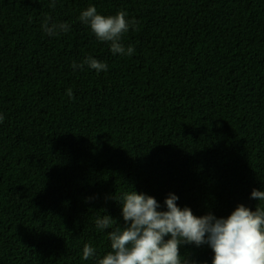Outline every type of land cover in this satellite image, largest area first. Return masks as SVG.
<instances>
[{"label": "trees", "instance_id": "16d2710c", "mask_svg": "<svg viewBox=\"0 0 264 264\" xmlns=\"http://www.w3.org/2000/svg\"><path fill=\"white\" fill-rule=\"evenodd\" d=\"M125 10L113 55L80 12ZM45 15L68 22L43 33ZM107 71L73 70L86 57ZM71 89L73 97L66 94ZM0 264H97L98 215L125 192L196 216L255 209L264 191V0H0ZM85 243L96 257L83 260ZM180 253L212 264L207 244Z\"/></svg>", "mask_w": 264, "mask_h": 264}, {"label": "clouds", "instance_id": "9594fccd", "mask_svg": "<svg viewBox=\"0 0 264 264\" xmlns=\"http://www.w3.org/2000/svg\"><path fill=\"white\" fill-rule=\"evenodd\" d=\"M58 0H50V7L55 8ZM79 20L90 27L96 40L109 42L113 55L131 56L133 46L125 48L123 38L126 33L138 30V21L128 19L125 10L115 15H103L94 5L82 10ZM68 22L53 20L45 15L41 28L49 37H59L70 31ZM107 71L108 65L89 56L80 64L73 62L75 71L78 67ZM66 94L73 97L68 89ZM5 117L0 114V123ZM251 198L258 201L255 209L239 204L226 218H217L212 213L196 216L189 207L180 208L178 196L169 193L165 198L166 210H160V204L151 195L125 192L119 198L122 203L123 223L117 226V220L110 215H98L95 219L97 229L107 230L111 251L97 264H195L180 253L185 244L201 246L207 244L214 256L212 264H264V191L253 189ZM96 249L85 243L82 259L96 257Z\"/></svg>", "mask_w": 264, "mask_h": 264}]
</instances>
